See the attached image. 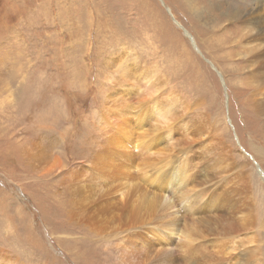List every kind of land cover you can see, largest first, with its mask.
I'll list each match as a JSON object with an SVG mask.
<instances>
[{"label":"rangeland","instance_id":"obj_1","mask_svg":"<svg viewBox=\"0 0 264 264\" xmlns=\"http://www.w3.org/2000/svg\"><path fill=\"white\" fill-rule=\"evenodd\" d=\"M221 2L204 12L199 0H0V264H115L106 229L85 232L87 224L63 204L74 188L77 197L83 192L79 177L74 186L64 178L66 170L85 169L96 145L115 165L139 167L118 166L127 179L107 167L100 175L171 194L182 218L193 196L186 189L233 186L226 201L246 197L261 222L242 233L249 240L233 254L264 264V69L254 62L262 48L249 49V34L222 15L231 4L256 11L257 0ZM150 106L160 118L149 117ZM126 127L136 137L145 131L138 143L150 141L153 156L136 158ZM103 130L117 140L106 145ZM169 155L202 168L218 159L225 173L212 166L206 179L189 165L167 169ZM91 172L81 180L96 203ZM107 196L106 209L119 200L116 190Z\"/></svg>","mask_w":264,"mask_h":264},{"label":"bare ground","instance_id":"obj_2","mask_svg":"<svg viewBox=\"0 0 264 264\" xmlns=\"http://www.w3.org/2000/svg\"><path fill=\"white\" fill-rule=\"evenodd\" d=\"M216 1L217 3L210 0H199V2L206 4L207 6L204 8V12H207L211 7H216L217 9L224 7L221 0ZM231 5V8L230 5H228L229 12L222 11V15L226 18L234 19L240 26L241 32L249 34L250 41L255 42L248 46L249 49L262 48V54L260 57L256 58V60L259 61H254L257 70L261 71L264 69V16L262 15L261 17L260 12H264V0H257L255 9L257 12L247 8L246 5H244L245 8H240L238 4L235 6L234 4ZM214 18L217 19V17ZM238 34L242 36L241 33L238 32ZM248 53H250V56L252 55L251 51ZM258 75L264 79V72H259ZM257 87L261 88V83L257 82L252 89L256 91ZM261 90L262 89H259L258 91ZM168 108L169 105H167V109ZM147 110L151 113V115H149L150 118L154 117L158 119L161 117V114L156 110V107L150 106ZM115 121L120 123L119 127H123L122 122H119L117 119H115ZM125 129L126 132L123 133L126 134L127 139L132 145L127 141H124V143L129 144L136 150V153L134 154L136 155V158H139V154L148 155V157L154 155V153L150 152L152 146L150 141L138 143L139 137H143L145 131L140 133L139 137H136V135L133 134L134 129H129L127 127ZM187 134L188 133L184 134V137H187ZM103 135L104 139L109 141L105 143L106 145L113 144L115 140H117L111 138L108 131H104ZM180 141H183L182 138ZM189 142L191 141L188 140V145ZM96 146L95 150L97 151H95V154L88 155L89 157L86 156L87 158L85 161L87 162L85 163L87 164L85 165V169L75 168L76 171H72L73 173L66 170L68 177L64 178L73 180L74 186V180H77L79 177V183L82 185L81 189L83 192L82 195L80 194L79 197H77L75 194L79 192L74 191L75 188L73 187V192L70 191V197L63 204H65L66 207H71L76 210V213H73V215L80 219V223H86L88 226L84 230L85 232L89 233V231H93L96 232V234H98V232L101 234L103 229L101 230V228L97 227H103L106 229L105 235L104 233L102 235L113 238L108 241L109 245L114 247L109 248V250L114 253L115 264H244L242 261L249 257V255L246 253L242 256L243 253H241L237 256L233 254L235 248L232 247L235 244H238V248L242 245L244 246L246 240H249V237L240 236L242 233H246V230L247 232L249 231L251 224L258 222L259 225H261L260 213L258 218L256 205H252V203L242 195H238L236 199L226 201L227 198L225 197L231 193L229 190H232L233 186H225V183L215 182L212 185H209L212 186L209 187L211 188L209 191L208 188L195 189V187L192 186V188L186 189L185 194L192 193L193 196L190 200L186 201L187 205H185V209L189 215H185L182 218L181 214L174 209L175 202L178 203L180 201L170 196L171 194H168V196H163L162 194L159 195L149 190L148 186L150 187V185L143 188V186L138 184H120L119 182L122 183L123 180L120 179L121 181H119V178L116 176L121 175V178L127 179L130 173L128 174V172H126L125 174H121L122 171H120L119 167L130 168L131 172L133 171V168L138 172L139 167L136 168L137 165L136 167L134 164L132 165V160H130L129 164H127V161L125 160L122 162L124 164L121 165V163H119V165H115V161L113 162V160H111L113 158L110 153L109 155L104 154V152H101V149H103L101 147L102 145ZM85 152L89 154L88 148ZM173 158L174 157L172 156H170V158H164L167 169H170L174 163H177ZM212 159L214 160V158L209 159L208 165L206 164V166L202 168L201 165H195V161L193 160L188 163L189 158L185 157L181 161H178L177 166L175 167L182 168V171L184 172L188 169L189 165L191 166L189 167L191 170L194 168L195 170L205 171L206 179H212V177H214L213 174L210 175L209 171L206 170L212 166L218 168V171L222 174L225 173V170L221 168V161L215 159L213 162ZM106 167L109 169V171L106 169L108 172L116 173V176H102L104 174L102 172ZM160 170L161 169L157 170V172ZM91 171H94L93 173L96 174V178L94 177L96 184L93 182L90 183L95 184L96 190H94V193L97 194L98 197V199L95 197L93 200L99 203H94L92 201L89 186L86 187L84 185L86 181L81 180L82 177H86L87 173H90L91 175ZM99 172L102 173V175H100ZM105 173L107 175V172ZM175 173L176 170L173 169L170 176L172 179L174 178ZM162 174L166 175L164 170ZM216 174L217 171L215 175ZM177 175H179L182 180L188 179V174L184 175V173H179ZM206 179L204 178L203 183L199 182V184L204 185ZM136 180H138V178H136ZM243 180L246 181V178ZM114 183L118 184L114 185ZM169 186L170 185H168V187ZM222 186L225 187L223 188ZM73 188L71 187V189ZM107 189L110 190L106 192ZM113 190H116L119 194L118 203L113 202L114 204L111 208H103L105 206L103 205L105 204L104 202H111L108 200L109 198L107 199V194ZM155 205L157 206L156 209L158 208L156 214L153 213L154 210L151 207ZM196 205L200 206L197 211L194 210V206ZM218 205L222 207V210H220L221 213L215 217L213 214ZM206 206L208 209H206ZM204 214L211 215L208 217L201 216ZM70 217L73 216L70 215ZM180 223L181 228H179ZM177 233H180V241L175 245L174 238ZM220 237L223 238L219 240ZM217 241L222 243L218 244ZM167 246H169V248H166ZM209 246H213V248H208Z\"/></svg>","mask_w":264,"mask_h":264}]
</instances>
